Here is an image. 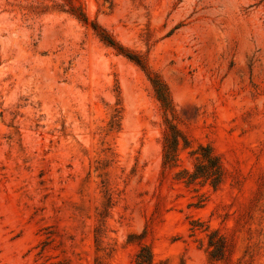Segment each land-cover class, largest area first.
Returning <instances> with one entry per match:
<instances>
[{
  "label": "rangeland",
  "instance_id": "rangeland-1",
  "mask_svg": "<svg viewBox=\"0 0 264 264\" xmlns=\"http://www.w3.org/2000/svg\"><path fill=\"white\" fill-rule=\"evenodd\" d=\"M73 4L0 0V264H264V0Z\"/></svg>",
  "mask_w": 264,
  "mask_h": 264
},
{
  "label": "trees",
  "instance_id": "trees-1",
  "mask_svg": "<svg viewBox=\"0 0 264 264\" xmlns=\"http://www.w3.org/2000/svg\"><path fill=\"white\" fill-rule=\"evenodd\" d=\"M68 5L71 6L70 13L74 15L80 22L84 24L89 23V19L83 12L80 7H77L73 4V0H64ZM92 28L98 32L99 26L95 23H91ZM102 40L110 46H116L115 41L110 38L105 32L98 33ZM119 50H123L122 47H119ZM132 61L136 62L142 68H146L142 65L139 59L127 55ZM148 80L150 81L155 96L159 103L161 104L165 113L175 114L174 105L171 99L170 91L166 83L156 74L147 72ZM180 140H184V137L177 126L166 119V130L163 135V160L164 163L175 162L177 159V153L180 147ZM198 152V153H197ZM197 154L200 156L197 157V163L195 164L194 171L189 173L185 171L188 176V181H193L197 179H205L211 183V185L216 188L222 179V169L221 163L217 157H215L208 148L200 147ZM146 250L143 249L137 256L136 264H151L152 263V254L147 252V256L144 254Z\"/></svg>",
  "mask_w": 264,
  "mask_h": 264
}]
</instances>
